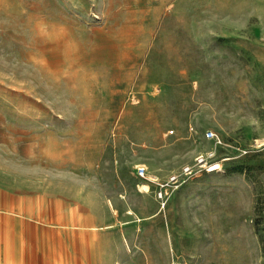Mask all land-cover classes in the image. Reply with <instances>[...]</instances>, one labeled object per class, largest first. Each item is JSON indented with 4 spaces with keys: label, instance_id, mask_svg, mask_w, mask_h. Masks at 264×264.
I'll list each match as a JSON object with an SVG mask.
<instances>
[{
    "label": "rangeland",
    "instance_id": "1",
    "mask_svg": "<svg viewBox=\"0 0 264 264\" xmlns=\"http://www.w3.org/2000/svg\"><path fill=\"white\" fill-rule=\"evenodd\" d=\"M175 76L184 81L175 92L197 99L176 136L185 142L182 163L192 162L212 130L219 169L193 168L195 177L178 178L164 210L166 259H139L128 243V257L108 264H264V0H0L1 124L29 123L43 92L53 102L57 92H93L103 109L90 118L111 124L113 138L122 125L135 129L143 121L139 133L167 142L174 126L147 97L168 94ZM220 97L224 116L216 125ZM249 109L259 110L251 131L247 122L227 128L248 120ZM197 119L213 122L200 129ZM7 212H0L9 217L0 229V264H25L17 243L22 217Z\"/></svg>",
    "mask_w": 264,
    "mask_h": 264
},
{
    "label": "crops",
    "instance_id": "2",
    "mask_svg": "<svg viewBox=\"0 0 264 264\" xmlns=\"http://www.w3.org/2000/svg\"><path fill=\"white\" fill-rule=\"evenodd\" d=\"M153 67L164 68L159 64ZM216 67L222 73L224 64L217 63ZM216 74L222 80L219 70ZM177 83L184 81L175 76L168 94L147 97L157 104L156 115L167 117L174 126L175 135L167 142L160 134L149 139L142 129L139 133L137 127L143 128V121L136 122L140 126L135 129L122 125L120 134L113 138L111 124L90 118L102 114L103 109L93 92L80 96L57 92L55 102L43 92L38 98L39 108L28 110L29 123L12 127L0 123V212L22 217L16 219L21 233L17 243L25 264H81L84 251L88 264H108L128 257V243L139 259L153 262L167 258L164 210L173 191L171 186L165 188L162 206L154 182L183 164L185 142L176 136L185 132L187 117L197 100L177 94ZM139 99L141 108L136 111L142 114L145 100L143 96ZM219 99L216 125L224 116L223 97ZM249 112L248 120H235L227 128L241 130L247 122L244 130L251 131L259 110ZM212 122L197 119L194 124L204 129ZM261 124L264 132V121ZM158 129L163 130L161 121ZM204 140L194 155L212 148V143ZM139 165L147 168L148 181L137 175ZM8 222L7 214L0 217V229ZM3 256L0 240V261Z\"/></svg>",
    "mask_w": 264,
    "mask_h": 264
},
{
    "label": "built area",
    "instance_id": "3",
    "mask_svg": "<svg viewBox=\"0 0 264 264\" xmlns=\"http://www.w3.org/2000/svg\"><path fill=\"white\" fill-rule=\"evenodd\" d=\"M170 132H172V130H170ZM214 137L215 134L212 130H206L204 132V139L211 140ZM213 156L214 152L212 148L200 151L193 156L191 163L182 164L178 169L169 173L165 179L154 182L155 195L157 198L162 200L161 205L164 206L166 202L164 200V197L167 195L165 192V188L167 186H171L172 191L178 189L183 182H178V178L181 175H186V179L184 180L186 181L196 176V174L192 171L193 168H200L203 169L205 172H210L219 169L217 162L213 160ZM135 170L137 175L141 179L148 181V179L146 178L147 168L144 165L137 166ZM262 226L264 229V221L262 223Z\"/></svg>",
    "mask_w": 264,
    "mask_h": 264
},
{
    "label": "bare ground",
    "instance_id": "4",
    "mask_svg": "<svg viewBox=\"0 0 264 264\" xmlns=\"http://www.w3.org/2000/svg\"><path fill=\"white\" fill-rule=\"evenodd\" d=\"M65 66V65H64ZM168 132H170V130L168 131ZM131 143V142H130ZM218 163V162H217ZM218 167H219V165H218ZM150 185V184H149ZM8 213V212H7ZM12 214V213H11ZM9 218V217H8ZM138 219V218H137ZM84 259V258H83ZM81 262V261H80ZM81 264H82V262H81ZM172 264H175V263H172Z\"/></svg>",
    "mask_w": 264,
    "mask_h": 264
}]
</instances>
